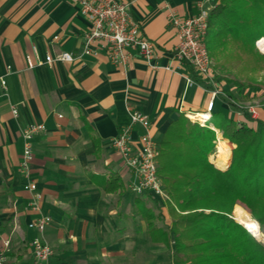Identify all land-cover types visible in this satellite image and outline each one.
<instances>
[{"label":"crops","instance_id":"crops-1","mask_svg":"<svg viewBox=\"0 0 264 264\" xmlns=\"http://www.w3.org/2000/svg\"><path fill=\"white\" fill-rule=\"evenodd\" d=\"M122 1L131 2L142 36L155 44L156 68L136 54L126 64L113 63L101 49L82 55L89 22L72 0H0V251L6 264H144L139 249L146 241L152 245L144 197L130 189L135 177L111 140L131 125L135 110L149 117L157 142L180 115L206 112L212 87L188 63L173 60L179 33L171 23V16L196 14L205 0ZM63 51L74 60L39 64ZM218 86L211 120L255 126L229 102L231 87L225 81ZM259 115L264 119V108ZM210 123L218 138L221 130ZM30 124L45 127L32 139L31 173L41 212L51 217L43 233L54 251L47 263L32 255L37 233L28 225L38 213L29 206L32 194L23 188L19 167L22 131ZM142 133L132 126L135 145ZM154 249L145 264H163L162 245Z\"/></svg>","mask_w":264,"mask_h":264},{"label":"trees","instance_id":"trees-1","mask_svg":"<svg viewBox=\"0 0 264 264\" xmlns=\"http://www.w3.org/2000/svg\"><path fill=\"white\" fill-rule=\"evenodd\" d=\"M262 37L264 0H219L214 4L206 39L211 57H217V67L225 70L226 61H241L250 54V71H264V53L254 52L256 40ZM214 76L218 84L225 81L231 87L227 96L232 105L255 99L263 89L236 77ZM263 108L260 105L259 113ZM210 121L236 146L229 166L222 170L209 160L215 130L192 124L184 115L173 120L157 143L158 175L175 218L170 224H155L151 209L143 204L147 234L152 245L169 249L172 264H264V240L232 217L234 206L241 204L264 231V119L259 115L255 126L228 117L213 116ZM111 184L113 181L108 182L107 190L112 189Z\"/></svg>","mask_w":264,"mask_h":264},{"label":"built area","instance_id":"built-area-1","mask_svg":"<svg viewBox=\"0 0 264 264\" xmlns=\"http://www.w3.org/2000/svg\"><path fill=\"white\" fill-rule=\"evenodd\" d=\"M72 1L79 6L82 15L89 22V28L83 34L82 55L95 54L97 50L101 49L106 52L113 63L126 64L136 54L151 67H157V63L154 61L158 59L159 53L155 44L142 36L140 25L133 20L130 9L131 2L122 0ZM209 1L201 2L198 12L183 20L171 16V23L179 33V42L173 50V60L188 63L204 83L212 87L211 99L208 102L206 112L202 114L188 113L186 117L193 123L215 130L210 120L215 98L221 93V90L214 78L213 59L206 39L209 13L214 7V4ZM263 39L264 37L256 40V46L262 52L264 50L260 43ZM73 60L74 57L71 53L63 51L57 56L48 54L44 60H40L39 64H47L52 67L55 62H71ZM29 66H34L30 60ZM165 68L171 69V66L167 65ZM188 81L191 82L190 79ZM1 83L5 85L3 79ZM234 106L254 120L259 118L260 104L258 103L239 104L234 102ZM12 112L14 115L17 114L15 106L12 107ZM130 117L131 125L123 128L111 140L113 148L120 154L125 166L131 170L135 177V181L130 184V189L136 194L149 191L157 198L167 200L169 197L163 190L158 175L159 147L151 131L150 119L137 110L132 111ZM135 124L143 129V133L138 139V145H135L131 137L132 126ZM44 129L43 124H30L22 131L23 153L19 163L20 173L24 178L23 188L32 194L29 206L38 213V216L28 225L37 233L31 240V247L33 258L38 263H47L54 253L51 245L43 238V233L50 224L51 217L41 212L42 194L39 192L37 182L31 173L32 139ZM0 264H6L4 251H0Z\"/></svg>","mask_w":264,"mask_h":264},{"label":"rangeland","instance_id":"rangeland-1","mask_svg":"<svg viewBox=\"0 0 264 264\" xmlns=\"http://www.w3.org/2000/svg\"><path fill=\"white\" fill-rule=\"evenodd\" d=\"M254 52L257 53V54H263L264 53L256 46V42H255ZM220 58L221 59L219 60V62L220 63L224 62V58L222 57L221 54H220ZM251 58H252V55L245 54L244 58H242L243 60H241V61L240 60H235V59H231L229 61H226L225 70H222L221 68L217 67V64H218L217 57L213 56V58H212L213 59V68H214L215 73L217 75H219V78H226L227 77L228 79H230V78L234 79V77H236V78H238V80L242 81L243 83H246V84L251 83L252 86L259 85L260 87H262L263 89L258 91V94H257L256 98L253 99V100H250L248 102L258 103V104L264 106V71L261 70V71H258V72H251L250 68L252 67V64H253L251 62V60H250ZM246 103H247V101H246ZM190 122L192 124H196V123H193L192 121H190ZM219 139L225 140L223 138L222 131H220L218 138H216L215 146L211 149V152H210V155H209V160L211 162H214L213 160L215 159V156H216V153H217V149H216L217 148V143L216 142ZM226 141H228V140H226ZM229 143H231V142H229ZM235 148H236V146L234 144H232V146H231V156H232V152H233V150ZM214 165H215L216 168L220 169V167H218L215 163H214ZM141 196L144 197V198L140 199V201L144 204V206L147 209H151V213L154 215L153 222L155 224H158V225L162 226L163 224H168V223L170 224L171 221L174 220L175 217L172 215V211L173 210L169 206V204L167 202L168 200H163V199H160V198H157V197L154 198L151 195H147L146 196V191L143 192L141 194ZM240 205L241 204H239V206ZM236 206H237V204L234 206V209L232 211V217L237 221V218H236ZM242 206L243 205H241V207ZM246 211L251 215V213L247 209H246ZM251 217L253 219H255L252 215H251ZM255 237L258 240L263 241L264 240V231L260 228V235L259 236H255ZM154 250H155L154 249V245H149V243L147 241H146V245L141 246V249H139V252H145V253H142L140 255L141 258L144 257L143 258V263L144 264L145 263H149V260H148V258L150 257L149 255ZM161 250H162L161 251L162 253L160 252L161 253L160 256L162 258L163 264H172L171 252L169 251V249H166L165 246H162ZM163 251H165L167 253H164Z\"/></svg>","mask_w":264,"mask_h":264},{"label":"bare ground","instance_id":"bare-ground-1","mask_svg":"<svg viewBox=\"0 0 264 264\" xmlns=\"http://www.w3.org/2000/svg\"><path fill=\"white\" fill-rule=\"evenodd\" d=\"M260 46L264 49V39L260 43ZM231 146L232 144L226 140H218L217 153L215 159L213 160L218 167L226 168L228 166L231 158ZM236 218L237 222L241 223L244 228L248 229L254 236L260 235V226L258 222L253 219L243 207L239 205L236 206Z\"/></svg>","mask_w":264,"mask_h":264},{"label":"water","instance_id":"water-1","mask_svg":"<svg viewBox=\"0 0 264 264\" xmlns=\"http://www.w3.org/2000/svg\"><path fill=\"white\" fill-rule=\"evenodd\" d=\"M230 162H231V158H230ZM230 162H229V164H230ZM212 163L214 164V162H212ZM229 164H228V166H229ZM228 166H227V167H228ZM227 167H226V168H227ZM226 168H220V169L224 170V169H226ZM243 227H244V226H243ZM247 230H248V229H247ZM248 231H249V230H248ZM249 232H250V231H249Z\"/></svg>","mask_w":264,"mask_h":264}]
</instances>
